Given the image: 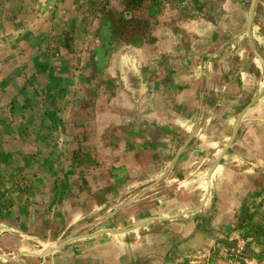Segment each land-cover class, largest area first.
<instances>
[{"label": "rangeland", "instance_id": "obj_1", "mask_svg": "<svg viewBox=\"0 0 264 264\" xmlns=\"http://www.w3.org/2000/svg\"><path fill=\"white\" fill-rule=\"evenodd\" d=\"M1 187L19 264H162L250 220L264 0H0Z\"/></svg>", "mask_w": 264, "mask_h": 264}, {"label": "crops", "instance_id": "obj_2", "mask_svg": "<svg viewBox=\"0 0 264 264\" xmlns=\"http://www.w3.org/2000/svg\"><path fill=\"white\" fill-rule=\"evenodd\" d=\"M1 191L0 197L5 198L4 188L1 187ZM254 203L235 207L237 213H252L253 217L242 224L234 211L227 210L223 213L225 215L212 216L208 222L190 231L188 228L177 244L162 249V264H264V197L256 199ZM0 211L5 215L2 202ZM1 217L0 254H19L20 249L5 247V216ZM155 250L151 249L153 252ZM148 261L154 264L155 260ZM0 264L19 262L2 258Z\"/></svg>", "mask_w": 264, "mask_h": 264}]
</instances>
